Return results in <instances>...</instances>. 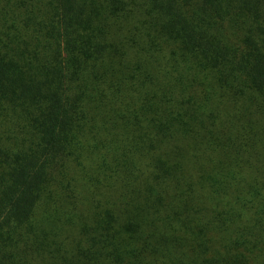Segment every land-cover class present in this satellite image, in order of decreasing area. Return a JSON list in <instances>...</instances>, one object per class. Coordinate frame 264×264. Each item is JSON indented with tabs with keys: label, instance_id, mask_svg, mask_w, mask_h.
<instances>
[{
	"label": "trees",
	"instance_id": "16d2710c",
	"mask_svg": "<svg viewBox=\"0 0 264 264\" xmlns=\"http://www.w3.org/2000/svg\"><path fill=\"white\" fill-rule=\"evenodd\" d=\"M256 244L264 0H0V264H254Z\"/></svg>",
	"mask_w": 264,
	"mask_h": 264
},
{
	"label": "rangeland",
	"instance_id": "374dc122",
	"mask_svg": "<svg viewBox=\"0 0 264 264\" xmlns=\"http://www.w3.org/2000/svg\"><path fill=\"white\" fill-rule=\"evenodd\" d=\"M257 249L259 250L256 255L259 257V259H257V261L254 262V264H264L263 263V259H264V255L261 254V252L264 254V244H260V246L258 244H256ZM179 254H181V252H179ZM184 255H187L191 260H194V255H192L193 253L191 251H185L183 253ZM227 256L226 254H219V258L221 259L222 257Z\"/></svg>",
	"mask_w": 264,
	"mask_h": 264
}]
</instances>
